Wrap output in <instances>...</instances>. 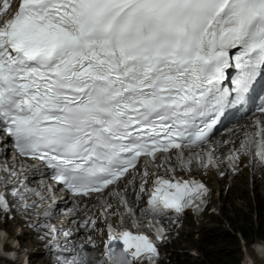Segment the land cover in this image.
<instances>
[{
    "label": "snow or ice",
    "instance_id": "6c2138e0",
    "mask_svg": "<svg viewBox=\"0 0 264 264\" xmlns=\"http://www.w3.org/2000/svg\"><path fill=\"white\" fill-rule=\"evenodd\" d=\"M15 3L0 0V136L11 138L19 156L53 169L52 179L75 196L107 192L116 199V205L101 200L108 239L98 264H158L156 241L167 239L158 217L189 208L198 213L209 192L175 175L173 150L183 171H191L193 160L205 168L217 164L214 150L187 159L185 150L207 144L225 110L243 104L264 74V0ZM233 67L232 87H223ZM255 126L238 152L264 163V120ZM227 159L235 166L239 155ZM161 168L170 175H160ZM0 171L7 174L0 176V212L11 211L8 184L25 208L37 206L27 203L29 195L44 199L27 186L23 168ZM134 173L140 184L132 203L148 196L140 216L148 217L143 226L154 238L140 231L136 209L118 190L132 175L127 191ZM96 224L90 216L81 226ZM40 227L48 229L41 239L55 243V226ZM8 239L0 231V255L15 259L4 250ZM85 243L97 248L91 236ZM252 247L259 261L246 257L243 264H264V242ZM79 248L59 264H88L85 245Z\"/></svg>",
    "mask_w": 264,
    "mask_h": 264
},
{
    "label": "bare ground",
    "instance_id": "6f19581e",
    "mask_svg": "<svg viewBox=\"0 0 264 264\" xmlns=\"http://www.w3.org/2000/svg\"><path fill=\"white\" fill-rule=\"evenodd\" d=\"M6 160L4 159V162H5ZM16 163V171L17 172H20L21 171V168H23V173H24V175L26 176V177H30L33 173H34V171H35V167H34V165H31V164H25V165H23L22 164V162L21 161H17V162H15ZM13 179H15V177L13 178ZM261 203H264V198H261L260 200H259ZM43 208V207H42ZM42 208H40L39 210H38V212H40L41 210H42ZM72 224L68 221V217L67 216H62V218H61V221H58L57 223H56V225H54L55 226V228L58 230L57 232H59V233H61L62 235L66 232V228L67 227H70ZM2 226H5V223H1L0 222V227H2ZM69 232H71V231H73V228H70L69 230H68ZM67 231V232H68Z\"/></svg>",
    "mask_w": 264,
    "mask_h": 264
},
{
    "label": "rangeland",
    "instance_id": "374dc122",
    "mask_svg": "<svg viewBox=\"0 0 264 264\" xmlns=\"http://www.w3.org/2000/svg\"><path fill=\"white\" fill-rule=\"evenodd\" d=\"M242 223H244L245 225H247V220H244L243 222L238 223L239 224V227H241L244 230V233H245V235L247 237H253L254 234H258L259 237L264 238V221H263V223H261V227L256 232H253L251 228H247L246 229L245 226L244 227L242 226ZM234 241L235 240L232 239L233 245L236 246L237 243H234ZM235 254L238 257V260L232 261L233 264H237L238 261H239V257H240L239 256V251H235Z\"/></svg>",
    "mask_w": 264,
    "mask_h": 264
}]
</instances>
